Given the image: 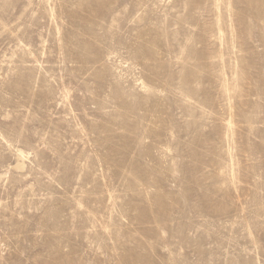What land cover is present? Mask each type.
<instances>
[{
  "label": "rangeland",
  "instance_id": "1",
  "mask_svg": "<svg viewBox=\"0 0 264 264\" xmlns=\"http://www.w3.org/2000/svg\"><path fill=\"white\" fill-rule=\"evenodd\" d=\"M0 264H264V0H0Z\"/></svg>",
  "mask_w": 264,
  "mask_h": 264
}]
</instances>
